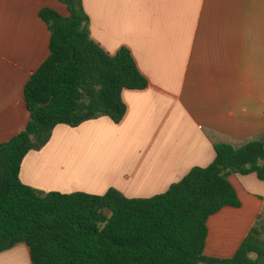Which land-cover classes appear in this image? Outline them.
Instances as JSON below:
<instances>
[{
	"label": "crops",
	"instance_id": "crops-1",
	"mask_svg": "<svg viewBox=\"0 0 264 264\" xmlns=\"http://www.w3.org/2000/svg\"><path fill=\"white\" fill-rule=\"evenodd\" d=\"M90 38L107 54L131 53L144 90H123L120 123L102 117L58 125L50 142L22 161L20 181L43 193L131 199L165 193L193 168L208 167L214 146H240L264 134V0H82ZM62 17L57 0H0V144L29 114L23 91L49 55L38 12ZM238 208L207 221L205 255L231 259L264 218V181L229 178ZM256 259L255 255H250ZM264 264V258L258 259ZM0 264H32L24 244L0 252Z\"/></svg>",
	"mask_w": 264,
	"mask_h": 264
},
{
	"label": "trees",
	"instance_id": "trees-1",
	"mask_svg": "<svg viewBox=\"0 0 264 264\" xmlns=\"http://www.w3.org/2000/svg\"><path fill=\"white\" fill-rule=\"evenodd\" d=\"M57 1L68 16L38 12L49 55L24 87L28 122L0 144V252L24 244L32 264H260L263 217L231 259L206 256L205 244L209 217L240 206L228 178L255 174L264 181V134L240 146L216 144L208 167L193 168L148 199L115 189L101 196L43 193L20 181L23 159L43 149L56 126L75 128L102 117L118 124L126 111L121 92L147 87L128 49L110 55L90 38L82 0Z\"/></svg>",
	"mask_w": 264,
	"mask_h": 264
},
{
	"label": "rangeland",
	"instance_id": "rangeland-1",
	"mask_svg": "<svg viewBox=\"0 0 264 264\" xmlns=\"http://www.w3.org/2000/svg\"><path fill=\"white\" fill-rule=\"evenodd\" d=\"M262 263H264V262H262Z\"/></svg>",
	"mask_w": 264,
	"mask_h": 264
}]
</instances>
